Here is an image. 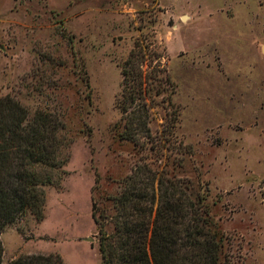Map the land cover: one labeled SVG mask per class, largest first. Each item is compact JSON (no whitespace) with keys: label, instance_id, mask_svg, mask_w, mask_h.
Wrapping results in <instances>:
<instances>
[{"label":"rangeland","instance_id":"374dc122","mask_svg":"<svg viewBox=\"0 0 264 264\" xmlns=\"http://www.w3.org/2000/svg\"><path fill=\"white\" fill-rule=\"evenodd\" d=\"M139 45L142 79L125 81ZM0 98L48 115L63 162L42 218L0 232L2 264H97L93 205L111 232L138 180L156 198L177 185L222 234L219 264H264V0H0Z\"/></svg>","mask_w":264,"mask_h":264},{"label":"trees","instance_id":"16d2710c","mask_svg":"<svg viewBox=\"0 0 264 264\" xmlns=\"http://www.w3.org/2000/svg\"><path fill=\"white\" fill-rule=\"evenodd\" d=\"M137 48L121 70L125 81L142 79L143 71L140 65L136 71L135 65L143 50L140 45ZM159 57L161 66L164 57ZM52 127L48 115L38 112L28 119L17 101L0 98V232L27 210L42 218L45 186L52 183V169L63 163L56 160L52 148ZM166 183H159L157 198L142 180L128 184L113 200L109 233L93 205L92 218L99 233L97 264H219L222 234L203 226L206 222L196 217L195 207L178 197L177 185ZM2 252L0 240V264ZM6 264L65 263L58 253H49L21 255Z\"/></svg>","mask_w":264,"mask_h":264},{"label":"water","instance_id":"95a60500","mask_svg":"<svg viewBox=\"0 0 264 264\" xmlns=\"http://www.w3.org/2000/svg\"><path fill=\"white\" fill-rule=\"evenodd\" d=\"M183 18H185V16H182Z\"/></svg>","mask_w":264,"mask_h":264}]
</instances>
